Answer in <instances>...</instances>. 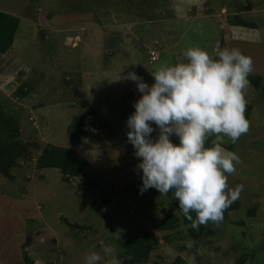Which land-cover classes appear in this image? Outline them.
I'll use <instances>...</instances> for the list:
<instances>
[{
    "label": "rangeland",
    "instance_id": "374dc122",
    "mask_svg": "<svg viewBox=\"0 0 264 264\" xmlns=\"http://www.w3.org/2000/svg\"><path fill=\"white\" fill-rule=\"evenodd\" d=\"M0 9L18 20L13 46L0 53V107L6 119H17L15 140L25 146L13 166L0 168V264H85V255L104 244L122 251L106 222L136 209L121 194L111 200L104 194L120 192L128 182L127 175L107 182L118 177L117 165L140 162L126 121L141 93L125 77L135 72L151 85L161 61L174 64L190 47L210 54L217 47L238 48L261 77L245 92L248 133L222 145L241 160L228 175L229 187H244L239 207L209 225L211 235L195 251L176 257L182 247L161 246L150 257L166 264H175V257L231 264L242 256L243 264H264V0H0ZM235 14L251 25L229 23L226 17ZM102 19H108L104 25ZM109 19L127 21L132 30L121 35ZM150 47L158 49L155 60ZM81 118L92 133L80 131ZM70 127L81 132L77 138L67 136ZM151 135L155 139L158 130ZM49 145L69 147L89 164L66 180L57 168H39L36 160ZM132 166L129 178L142 174ZM155 193L152 188L138 212L145 226L152 208V215H169L166 196ZM158 237L161 244L183 242L174 229Z\"/></svg>",
    "mask_w": 264,
    "mask_h": 264
},
{
    "label": "clouds",
    "instance_id": "9594fccd",
    "mask_svg": "<svg viewBox=\"0 0 264 264\" xmlns=\"http://www.w3.org/2000/svg\"><path fill=\"white\" fill-rule=\"evenodd\" d=\"M182 56L174 64L155 68L151 85L135 72L127 73L125 78L134 81L141 93L126 121L127 139L140 158L134 170L142 171L141 194L149 188L164 196L172 192L180 212L198 230L209 222L220 223L224 210L243 191L242 184H228V175L236 172L240 157L222 145L225 138L237 143L249 131L245 92L253 60L238 48L217 47L210 54L190 47ZM157 130L153 139L151 134ZM172 135L179 143L170 139ZM209 138L211 146L205 147ZM113 236L122 239L119 232ZM194 244L191 239L186 241L189 248ZM188 260L194 264L195 258ZM84 262L123 264L113 244L87 253Z\"/></svg>",
    "mask_w": 264,
    "mask_h": 264
},
{
    "label": "trees",
    "instance_id": "16d2710c",
    "mask_svg": "<svg viewBox=\"0 0 264 264\" xmlns=\"http://www.w3.org/2000/svg\"><path fill=\"white\" fill-rule=\"evenodd\" d=\"M237 15L238 14H235L226 18L231 24H239L246 27L251 25L239 18V15ZM17 26L18 20L16 17L0 11V53H5L12 46ZM151 50L157 51L158 49L150 47L148 51ZM161 63L165 64L163 61H161ZM248 80L249 84L257 86L260 84L261 77L252 71V73H250L248 76ZM18 88L23 89V86ZM20 91L21 90H19V92ZM2 109L3 107H0V168L3 171L5 168L7 171L9 166L14 165L18 157L24 156L25 146L20 141L18 142L15 140L18 136V127L16 126L17 119H6ZM81 122L80 131H84V133L88 134L92 133L91 130H85L82 127L83 118H81ZM66 133L70 138H77L81 132H77L70 127L69 131ZM170 139L174 143H179L178 137L175 135H172ZM211 139L212 138H209V140L206 141L205 147L211 146ZM36 163L39 168L59 169L63 174L62 178L66 180L68 177L80 176L87 166L88 161L69 147L49 145L47 148H44V151L38 156ZM116 194L120 195V192H114L110 194L105 192L104 196L107 200H111L117 196ZM167 196V200L169 201V215L166 214L165 216L161 217L159 215L146 214V226L144 223L142 224V218L138 214L137 208H135L136 212H126L123 220L114 218L113 222H106L108 224H113L106 228V233H108V236H110V233L119 232L122 237L121 240H116L114 238L112 241L118 242L122 248V251H120L118 255L123 260V264H166L162 261L160 256H154L153 259L150 257L151 251L156 250L160 245L158 237V233L160 232L164 233V231H168L170 229L180 231L181 238H183L182 244H184L177 245L178 248L182 247V251H178L176 257H178L181 253H184L186 249H192L195 251L196 247H199V245L202 244L200 241L211 235L212 231L207 229L213 222H209L206 226L200 225L198 230L193 229L191 227V221L185 218L180 212L178 206L179 202L174 199L173 193ZM238 207L239 202L237 200L231 203V205L224 210L223 218L225 217L226 213L235 210ZM190 215L193 217V219H195V212L190 213ZM65 222L67 223V221ZM76 225L78 224L72 225L69 223V226L71 227H77ZM179 228L183 230H179ZM188 239L195 241V244L191 248L186 246V241ZM167 242L173 243V240L167 239ZM24 251H26L25 248L23 252ZM197 254H199V252ZM127 257H131V259H127ZM176 257L174 258L175 264H189V260L186 263L183 258L176 259ZM236 257H240V255ZM244 260V257L241 256L240 258L235 259L231 264H243Z\"/></svg>",
    "mask_w": 264,
    "mask_h": 264
},
{
    "label": "crops",
    "instance_id": "0c3cea01",
    "mask_svg": "<svg viewBox=\"0 0 264 264\" xmlns=\"http://www.w3.org/2000/svg\"><path fill=\"white\" fill-rule=\"evenodd\" d=\"M0 10H2V9H0ZM2 11H4V10H2ZM104 20H108V19H102V25L105 24L104 23ZM109 20L110 21H113V23L115 24V26H116V28L118 30L117 33H119L121 35L123 33L125 34L126 32L132 30V24L131 23H128L127 21H117V22H115V20H112V19H109ZM6 54H7V52H6ZM224 145L227 146L228 144L227 145L224 144ZM88 164H89V162H88ZM132 165H134V167H135V164L134 163L131 164V167H133ZM131 167L128 168V166H124V165L123 166H119V165H117L116 168L119 169L117 171V176L118 177L117 178L116 177L113 178L115 180L114 182L108 178L107 182L113 185L115 182H118V180L121 182L122 181V178H126L125 175H127L128 177L126 179L128 180V182H127V184H125L120 189V194L123 195L124 197L128 198L130 200L129 202L133 204V207L134 208H137L138 209L137 210L138 212H141V211H143L145 209L146 200H149L150 190H152V188H149L148 189L149 191L147 190V191H145V192H143L141 194L140 187L142 185V180H141V175L142 174L136 175L135 172H134V176H131L129 178V175L131 174V171L133 170V169H131ZM114 189L116 190V188H114ZM158 194L159 193H155V195L153 197H157ZM170 194L171 193H168V195H170ZM167 197L168 196L166 195V200H167ZM168 203H169V201H168ZM167 207L169 209V204H167ZM152 210H153V208H152ZM152 210H150V214H152ZM154 215H158V214L157 213H154ZM179 243H181V241H173V243H168L167 242V243H162V244L159 242L160 245L158 246V248L156 250H153V251L156 252L157 250H160L161 246L166 247L168 249H177L178 248L177 245H181ZM155 252H152V255H154ZM177 254H178V252H177ZM177 254H176V256H177ZM220 255H221V251L219 250V252L214 255V258H212V260L213 259H216V257H219Z\"/></svg>",
    "mask_w": 264,
    "mask_h": 264
},
{
    "label": "built area",
    "instance_id": "2783aa9c",
    "mask_svg": "<svg viewBox=\"0 0 264 264\" xmlns=\"http://www.w3.org/2000/svg\"><path fill=\"white\" fill-rule=\"evenodd\" d=\"M155 53H156L155 50L149 51V58H150V60H155ZM31 120H32V118H31ZM32 124L34 125V122L33 121H32Z\"/></svg>",
    "mask_w": 264,
    "mask_h": 264
}]
</instances>
